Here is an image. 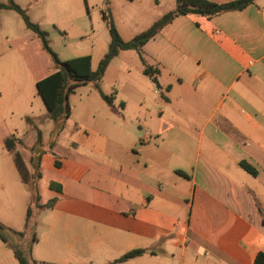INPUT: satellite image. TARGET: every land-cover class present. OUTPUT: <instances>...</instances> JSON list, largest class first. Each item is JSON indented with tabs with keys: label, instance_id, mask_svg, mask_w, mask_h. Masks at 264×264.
I'll return each instance as SVG.
<instances>
[{
	"label": "crops",
	"instance_id": "1",
	"mask_svg": "<svg viewBox=\"0 0 264 264\" xmlns=\"http://www.w3.org/2000/svg\"><path fill=\"white\" fill-rule=\"evenodd\" d=\"M47 1V11H63L78 37L85 27L82 4L99 7L94 44L77 55L91 54L93 69L110 42L102 10L111 12L122 37L130 39L176 5L175 0ZM34 4L35 0L20 3L30 18ZM131 7L138 12H127ZM10 11L15 10L0 12V75L9 83L7 94L0 86V221L22 230L30 193L5 138L15 134L23 140L21 152L33 171L30 158L37 123L48 111L24 114L23 136L15 132L5 111L18 109L16 89L20 91L22 74L36 85L55 65L42 64L35 70L29 64L25 52L37 58L42 51L38 35L25 23L24 32L8 41ZM117 19L127 22L129 30L123 32ZM143 19L145 26L134 28ZM69 33L63 30L65 37ZM6 43H13L9 56ZM143 51L158 71L161 90L144 73L138 51L125 49L111 60L101 81L119 113L91 83L76 89L75 107L69 96L71 115L55 143L50 136V152L39 157L40 202L46 203L44 187L56 193L57 201L37 217L33 257L57 264H255L257 254L264 252L259 209L264 211V0L211 17L178 15ZM133 69L152 84L135 77ZM108 72H116L110 85L104 79ZM132 105L140 107L133 116L139 130L124 125ZM71 118L73 123L68 122ZM53 160L60 163L58 170L52 167ZM51 181L61 190L51 188ZM149 246L154 253L116 262L131 249ZM0 264H18L13 249L1 238Z\"/></svg>",
	"mask_w": 264,
	"mask_h": 264
},
{
	"label": "trees",
	"instance_id": "2",
	"mask_svg": "<svg viewBox=\"0 0 264 264\" xmlns=\"http://www.w3.org/2000/svg\"><path fill=\"white\" fill-rule=\"evenodd\" d=\"M175 1L176 5L174 9L164 13L147 29L137 33L130 39H124L122 37L111 12L102 10L103 18L109 29L110 42L107 51L100 59L96 69L92 68L91 54L60 59L58 54L50 46L49 40L47 39L48 32L42 29L37 22L30 18L26 8L17 3L16 0H8L7 3L0 1V12L5 9H11L18 12L24 20L26 27L42 39L44 47L53 57L55 70L36 82L37 93L41 96L47 108L49 118L55 122V128L51 132V144L55 143L58 134L63 128L65 120L71 115L69 96L81 85L91 83L106 101L111 110L119 113L113 104L114 96L108 95L102 90L101 81L111 60L118 55L121 50H137L144 64V73L151 78L157 89L161 90L162 85L157 77L158 71L149 65L144 57L143 48L150 39L155 37V35L159 33L166 24L171 22L178 15L195 13L211 17L223 11L244 8L254 0H235L227 3H216L210 0ZM26 120L32 122L33 119L30 116H27ZM23 145V140L15 134H11L5 138V146L13 155L14 162L30 193L25 225L22 230H16L0 221V238L13 249L18 264H57L38 261L32 255L33 245L38 240L36 232L37 217L42 210L53 207L57 201V198H51L44 204L40 202L38 182L41 177V172L39 170V157L40 153L43 152L42 131L37 129V139L34 146L35 150L33 149L34 153L30 158L31 164L33 165V171L28 169L24 160L21 152V147H23ZM241 165L249 172L256 174L255 169L247 163L241 162ZM178 172L183 173L180 170H178ZM183 174L185 175V173ZM50 187L56 190H61V185L54 181H51ZM259 209L262 212L264 223V211L260 206ZM146 252L154 253L155 251L152 246L131 249L118 257L116 262L125 261ZM255 264H264V252L261 251L257 254Z\"/></svg>",
	"mask_w": 264,
	"mask_h": 264
},
{
	"label": "rangeland",
	"instance_id": "3",
	"mask_svg": "<svg viewBox=\"0 0 264 264\" xmlns=\"http://www.w3.org/2000/svg\"><path fill=\"white\" fill-rule=\"evenodd\" d=\"M6 1V0H3ZM84 1V0H83ZM19 4L21 2H26V0H16ZM84 3V2H83ZM138 5V4H135ZM47 7H49L47 0H35V4L33 7H31V18L33 21L37 22L40 27L48 32L47 39L49 40L51 48L56 52L60 53V59H67L74 56H77L80 52H83L87 50L88 48H91L92 44H94V35L98 32V23L100 19V9L97 5L94 3H91L90 5L86 6L85 4H82L80 14L81 20L83 19L85 23V27L83 30L82 35L78 37V35H74L73 32L70 29L71 23L70 18L67 16H64L63 11L56 10V9H50L47 11ZM142 9V8H141ZM138 9L135 7H131L127 12L137 11ZM138 12V11H137ZM140 12H142L140 10ZM6 15L10 16L11 23L6 25L7 34H9V40H11L13 37H15L19 32H24V22L23 19L20 18V16L15 11H10ZM16 15V16H14ZM120 16V15H117ZM35 20H34V19ZM118 23L121 26V29L123 32H126L128 29L127 22L121 21L122 19H117ZM101 21V20H100ZM19 22V23H18ZM146 19L140 20V22L135 25L134 28H141L145 26ZM91 23L94 24V28L91 27ZM21 25V27H20ZM93 28V29H92ZM63 30H65L67 33L70 30L69 36L65 37L63 34ZM131 32V31H129ZM37 41L40 45L41 49V55L39 57H35V55L30 54L29 52H25L27 59L29 60V64L36 70L37 66H40L42 64H46L48 68L55 65L54 60L50 52L44 47L42 39L38 36ZM14 44H17L14 43ZM13 43H6V53L7 56L10 55L12 51H10L11 46ZM18 50V49H17ZM6 63H9L6 61ZM9 65V64H7ZM23 67H27V63L23 58ZM120 68V64L118 66ZM133 74L135 77L142 80L146 85H151L152 81L145 76L142 73H139L136 69H133ZM116 75L110 72L105 76V82H107L109 85L113 82L114 77ZM4 76V75H2ZM19 89H16L17 96H20L19 99V105L17 106L18 109L14 113H9L11 111H5L6 117H8L9 122H11L12 126H14L15 132L19 133L21 136L25 134L27 131V125L23 118L24 114L28 115H41V112L46 110L45 104L41 98L40 95L37 94L36 85L32 80L25 77L24 74H22L21 79L19 81ZM123 92H126L124 84ZM0 86L3 88L5 94H7L8 90V80L1 78L0 75ZM99 97V96H98ZM100 101L103 103V100L99 97ZM70 103L75 107L76 104H79V91L77 90L75 94L71 95ZM96 107H99L98 104L95 103ZM140 107L132 105L131 106V112L129 113V120L124 122V125H127L128 129L130 127L139 130L138 121L135 117H133L138 109ZM9 113V115H8ZM45 118V119H44ZM75 121L74 118H71L68 122L73 123ZM140 124V123H139ZM55 122L51 120L48 116H39L37 127L43 132V146L42 150L45 153L50 152L51 145H49L50 136L52 129H54ZM115 130V129H113ZM114 134V133H112ZM115 135V134H114ZM53 168L58 170L60 163L58 162H52ZM58 168V169H57ZM41 194H42V200L48 201L51 198L55 196V192L50 190L49 188H41Z\"/></svg>",
	"mask_w": 264,
	"mask_h": 264
}]
</instances>
